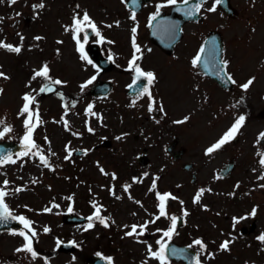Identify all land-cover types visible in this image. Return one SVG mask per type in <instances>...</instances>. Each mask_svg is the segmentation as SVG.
Wrapping results in <instances>:
<instances>
[{
	"label": "rangeland",
	"instance_id": "obj_1",
	"mask_svg": "<svg viewBox=\"0 0 264 264\" xmlns=\"http://www.w3.org/2000/svg\"><path fill=\"white\" fill-rule=\"evenodd\" d=\"M38 2L39 0H14V3L9 5L7 0H4L0 3V39L21 45L19 53L0 47V71L9 77L8 79L0 77V88L3 89L0 93V119L12 126V130L0 137V141L11 140L18 143L22 141L26 131L23 121L27 118V113L19 115L18 113L24 104L23 94L29 93L34 97L29 107L34 113L38 109L40 117V122L33 129L32 139L40 146V150L53 168L49 169L45 166L35 154L36 148L29 149L27 145L26 155H16L13 157L15 163L7 162L0 167V188H5L7 192L5 199L15 213L20 212L33 221L32 227L37 231V236L33 237V246L40 253V256L33 260L29 253L15 251L24 243L23 237L19 235L20 231H4L0 233V264H45L44 257L48 258V264H88V259L98 252L113 257L117 264H141L142 261L146 264H158L157 260L147 256V244H151L153 250L159 247L156 241L163 237V232L156 230L170 227L171 215L179 217L183 209H187L188 214L191 213L183 227L176 226L172 239L197 249L199 246L193 244V241L199 237V227H203L206 223L210 227L209 220L216 222L224 220L225 223L229 220L230 215L217 218L215 212L229 211L239 215L245 213L252 204L264 203L261 194L264 192L258 190L260 182L248 180L250 177H256L253 173L250 176L251 170L254 172L256 162L252 158L253 153L247 149L237 148L242 145L241 139L238 143L228 145L216 159L204 158L202 175L199 179V142L203 145L211 143L219 132L226 131L227 123L213 126L212 114H205L202 107L196 114H193L190 108L189 113H192V118L189 119L187 126H175L172 120L187 112L186 98L191 96L186 94L185 97H181V94L186 92L187 85L184 92L176 89L180 94H175L176 84L173 81L172 70L163 72L167 91L164 96L172 112L175 113L173 116L170 114L172 131L170 136V133L164 135L163 129L168 123L161 128L160 125L155 126L147 121L149 114L143 105V100L139 101V107L135 110L129 103L131 100L125 93V86L130 83V74H126L116 66L100 71L93 61L89 64L80 58L72 29L65 31L64 26L73 24L72 19L75 14L81 15L87 11L96 26L102 30L101 35L105 37V40L100 41L99 37L95 36L90 43H107L114 52L118 53L122 67L126 64L131 54L129 44L131 45L132 27L129 29L131 21L128 12L123 8V1L44 0L43 9H34L32 5ZM254 3L257 5L250 7L249 11L240 9L241 14H247L255 19L264 18L262 9L264 0L261 4L259 1ZM118 19H123L119 27L114 23ZM213 21L215 24H212L211 28H217L216 24L220 29H223L222 26L225 28L223 34L227 43L226 55L230 58L231 64L237 60L236 74L239 77L258 76L256 59L250 57L244 50L257 51L258 55H262L260 52L262 49L248 45L246 41L250 39L249 35L243 36V33L238 35L237 30L229 29L225 21L216 16L213 17ZM85 30L86 28L77 36L84 43L88 56L86 50L88 42L83 40ZM204 30L202 24L193 23L187 27V35L183 37L177 52L179 59L176 60V63L183 60L181 65L184 69L185 63L188 64L190 56L201 44L199 38L204 37ZM37 36L42 39H35ZM147 38V30L143 25L141 31L136 32V42L141 47L149 48ZM241 45H245V49ZM150 53L145 64L151 68L152 62L157 59L154 53ZM241 53L248 56H243ZM45 62L53 79L59 78L68 83L53 85L52 91L41 92L40 88L49 82L39 76L33 78V74ZM189 73L191 72L188 66L180 79L183 82L190 81L187 78L185 80ZM96 74L99 76L97 77ZM93 75L96 79L81 88L83 82ZM260 75L264 77V72ZM99 80L113 81L114 89L109 96L90 94V89ZM259 89H264V84L256 85L253 91ZM59 93H63V98ZM217 94L223 98L221 90H218ZM251 96L253 99L259 98V95L254 93H251ZM196 102L199 103L197 99L194 100V103ZM89 104L93 105L91 111L97 115L89 113L87 110ZM199 113L202 119L199 118ZM234 113L235 110L231 112L229 120ZM251 115V119L262 117L259 111L254 110L251 111ZM194 118L199 119L195 121ZM65 121L68 124L67 128L64 126ZM193 121L196 123L193 124ZM139 126H146L149 132H142L144 136L138 138L135 134L138 135ZM3 127L4 125H0V131ZM89 127L94 131L89 132ZM165 129L169 128L165 127ZM214 131L218 134L213 140L207 141ZM253 133L256 131L247 134L250 137ZM159 135L161 137H158ZM175 135L181 137L179 147L187 149L186 156L181 161H175L167 152V146ZM45 137L48 138L47 141ZM105 139L112 143L95 148ZM149 145L151 147L154 145L153 162L148 168L153 175L148 176L151 179L142 185L139 179H132L144 174L138 173L135 156L141 147ZM76 150L87 151L82 156H75ZM66 155H69L68 159L64 158ZM234 158L238 161L235 173L227 179H218L213 170ZM186 162L195 163V171L198 173L195 184L192 183V172H186L182 167ZM99 167H104L108 174L101 173ZM113 172L116 174L115 179L111 175ZM160 175H162L161 179ZM153 176L155 179H152ZM5 178L10 182L7 186L2 183ZM33 180L36 182L33 183ZM153 180L156 183L155 189L151 188ZM125 184L129 185L127 191L123 187ZM17 188L20 190L16 191ZM201 188L205 189L201 195L204 199L202 205H211L209 211L212 212L209 214H202L199 204L193 203V197ZM113 192L115 195L112 194ZM156 192L161 194L170 192L178 197V199L169 197L165 201V205L170 206V209L165 207L168 216L159 215ZM68 197H71V200ZM93 200L97 205L103 206L100 208V214L109 218L108 227L95 217L92 228L87 227L88 220L80 225L66 223L64 216L67 212L86 217L92 215L96 211L90 203ZM181 200L184 202L183 205L180 203ZM136 201L141 203L137 204ZM69 205L72 211H68ZM45 207L51 208V211H41ZM145 221L152 222L146 225L143 232L138 227L133 236L124 235L130 230L131 225L144 224ZM44 226H48L50 231L43 232ZM57 239L60 243L75 241L79 243V249L73 252H59ZM142 241H146L147 244ZM229 256L230 254L223 253L213 263L234 264L235 258ZM169 264L176 263L169 261Z\"/></svg>",
	"mask_w": 264,
	"mask_h": 264
},
{
	"label": "snow or ice",
	"instance_id": "obj_2",
	"mask_svg": "<svg viewBox=\"0 0 264 264\" xmlns=\"http://www.w3.org/2000/svg\"><path fill=\"white\" fill-rule=\"evenodd\" d=\"M3 2H4V0H0V3H3ZM7 2L9 5H11L12 3H14V0H7ZM204 2H205V0H197L196 3L190 4V0H180V3L183 5V8L182 9L177 8V10L178 11L183 10L184 14L186 16L191 17V16L200 12L201 7L203 6ZM220 3H222V0H213L211 7L208 8V11L209 12L215 11L217 5H219ZM166 5L175 6V5H177V0H161V2H158L155 6L156 10L154 12H152L148 17L149 26H152L153 22L160 16L161 8L166 6ZM32 7L34 9H43L44 8V0H39V2L34 3L32 5ZM78 7H79V5H77V8ZM16 14L19 15V13H16ZM131 19L133 21L136 20L135 12L132 13ZM114 23L117 24V26H119V21H114ZM70 28L72 29L73 39H75V41H76V47H77V51H79V53H80V58L83 60H86L89 64H92V61L89 59V57L87 56V54L85 52L84 43L77 36V33L81 32L85 28H90L95 33V35L97 37H99L100 41L105 40V37L101 35L99 28L96 26V23L92 20V18L89 16L87 11H84L82 16L80 14H75L73 16V24L70 26H68V25L64 26L65 31H69ZM166 30L168 31L169 35H174V31L171 28H168ZM136 32H137V26L134 25L131 28V33H132L131 46L133 49V53H132L131 58L128 61V68L134 71L135 76L133 78L132 84H129L127 86L129 88H131L133 85H135L137 83V80L141 77H144L147 79V85H151L156 78L155 73L153 71L144 70L140 66V64L138 63V60H140L142 58V52H141V46L136 42ZM35 39L39 40V39H42V37L37 36V37H35ZM87 39H88V35L85 32L83 40L86 42ZM21 40H23V36H21ZM0 47L4 48L10 52H14V53H19L21 51V45L20 44L14 45L12 43L5 42V40H3V39H0ZM58 51L59 50H57V52ZM205 52H206L205 45L201 44L196 56H194L192 58L191 63L193 64V66H196L200 62L201 54H203ZM208 55H209V57H211V63L214 66V68L216 69V71L221 75H227V79L235 84L236 83L235 79L232 77V75L230 73H227V71H226L227 65L230 63V61L228 59L221 58L218 62H216V49H215V47L208 50ZM108 58H109V60H111L112 55L110 54ZM209 63H210L209 59L204 60L205 67H208ZM94 67H95V65H94ZM49 71H50L49 66L45 62L41 66V68L36 70L33 74V78H35L37 76L43 77L45 80H47L49 82L47 85H44L40 88L41 92L52 91L53 85L68 83V81L61 80L59 78L53 79L49 75ZM0 77H3L4 79L9 78L7 76V74L2 72V71H0ZM95 79H96L95 75L91 76L88 80L83 82V84L81 85V88H83L84 85L91 83ZM254 79H255V77H249L247 79V81L240 84L239 87L243 90H247L249 88V86L252 85ZM147 85L142 87L140 89V92L146 93L148 95L149 99L152 100L151 92H150L149 87ZM2 92H3V89L0 88V93H2ZM59 95L63 98V93H59ZM23 100H24V104L21 108L20 113H18V115L21 113H27V118H25L23 121L24 126L26 128V131L24 133V136H23V139L21 142L23 144L27 145L29 149L36 148L37 151L35 154L39 156L40 161L45 166H47L49 169H52L53 165L51 163H49L47 157L40 150V146L37 145L35 143V141L32 139L33 129L36 127L37 123L40 122L38 109L34 113L29 107L30 104L34 101V97L32 95H30L29 93H24L23 94ZM241 100H243V97H241ZM65 107H67V106L65 105ZM92 108H93L92 104H89L87 106V110L89 111V113L91 115H97L95 112L91 111ZM151 110H152V104L150 103L149 104V111H151ZM159 111L164 112V108H163L162 103L159 105ZM188 119H189V116L185 115L182 118V120L175 121V123H182L184 121H187ZM245 120H246V117L244 114L238 115L237 118L232 122V124L227 128V130L220 136V138L217 139L214 143H212L205 150L206 153L210 154L214 150L220 149L225 143L232 141L238 135L239 130L241 129V127L245 123ZM0 125H4L3 130L0 131V137H2L5 133L10 132L12 130V126L5 124V121L3 119H0ZM64 126L67 128V126H68L67 121L64 122ZM88 131L93 132L94 129L92 127H89ZM77 135H79V134H77ZM259 138H264V131H261L258 133V139ZM47 139L48 138L45 137L46 141H47ZM49 151H50V149H49ZM85 151H87V150H85ZM26 154H27L26 152L22 153V155H26ZM70 154L71 153H69V155ZM53 155H55V153H53ZM69 155H66L64 158L68 159ZM5 162L15 163V160L13 159L11 154H8L7 156H0V165L4 164ZM259 163L262 167H264V152L259 153ZM100 171L102 173H104L105 175L108 174L105 172V170L102 167L100 168ZM111 175H112L113 179L116 178V174L114 172L111 173ZM144 175L146 176L147 173H144ZM259 178H264V172L261 173V176ZM132 179L136 180L137 178L133 177ZM32 182L35 183L36 181L33 180ZM2 183H3V185L7 186L10 182L5 178L2 181ZM123 187H124L125 191H127L129 185L125 184ZM260 187H264V184L260 185ZM151 188L152 189L156 188L155 180H153ZM19 190H20L19 188L16 189V191H19ZM110 191H111V189H110ZM204 191H205V189H203V188L199 189V191L193 197V203H197L200 201L201 195ZM208 191H211V189H208ZM112 194L115 195L114 192ZM6 195H7V192H6L5 188H0V219L16 220V221H19L24 226V228L27 231H20L19 232V235L23 237L24 243L20 247L15 249V251L27 252L30 254L31 258L34 260L40 256V253L33 246V237L37 236L36 229L32 227L33 221H31L30 219L25 217L23 214L14 215L12 210L10 209L9 205L5 201ZM230 195H231V193H230ZM156 196H157L158 201H159V203L157 204V207L159 209V215L160 216H168L169 214L166 212L165 201L169 197H171L172 199H178V197L173 196L170 192H164L163 194H161L160 192H156ZM117 198H119V197H117ZM68 199L71 200V197H68ZM90 203H92L93 207L96 208V211L93 212L92 215L87 217V220H88L87 227L88 228L94 227V224H93V218L94 217L96 220H98L105 227H108L109 226L108 225V219L109 218L100 214V208H102L103 206L97 205L96 201H94V200L90 201ZM136 203L140 204L141 202L136 201ZM180 203H181V205H183L184 202L181 200ZM54 206L59 207V205H54ZM201 206L204 207L205 209H207V207H208L207 205H201ZM25 207H27V206H25ZM41 211L50 212L51 208L45 207ZM68 211H72L71 205H69ZM255 214H256V206H253L251 213H246L245 216H247V215L254 216ZM182 215L185 217L188 215L187 209L182 210ZM243 218L244 217H233V220L236 221V220L243 219ZM178 219L179 218L173 214L170 216V220H171V226L170 227H168L167 229H157L156 230V231H162L163 232V237H161L160 239H158L156 241L157 245L159 246L157 249L153 250V247L151 244H147L146 241H142V242L147 244V250H146L147 256L157 260L158 264H169V244H168V241H170L172 239L174 230L177 226ZM150 222H152V221H145L144 224H140V225L133 224L130 226V230L125 232L124 235L125 236H133V234L137 232L138 227L141 230V232H143L145 230L146 225ZM113 223H114V221H113ZM124 227H127V226H124ZM42 231L47 233L50 231V228L48 226H44ZM29 233H31V235H29ZM164 237H166L167 239H164ZM257 239L264 242V233H261L260 235H258ZM68 243L74 244L75 241H68ZM230 243H231V241H229L228 239H225L224 241H222L220 243L219 249L229 250V244ZM59 244H60V241H59V239H57V246H59ZM193 244L199 246V249L197 251V255L194 258V264H202L201 260L199 259V252L201 250H206L207 245L203 241V239L199 238V237L193 241ZM189 247H191V245H189ZM170 253L173 256H187V253L185 252L184 249H177L175 247H172L170 249ZM97 255L101 256L102 254L98 252ZM207 255L209 257H211V256H213V253L207 252ZM103 259L105 261H107V264H114L113 257H111V256H104ZM44 262H45V264H48V258L47 257H44ZM141 264H146V262L142 261ZM246 264H247V262H246Z\"/></svg>",
	"mask_w": 264,
	"mask_h": 264
},
{
	"label": "flooded vegetation",
	"instance_id": "obj_3",
	"mask_svg": "<svg viewBox=\"0 0 264 264\" xmlns=\"http://www.w3.org/2000/svg\"><path fill=\"white\" fill-rule=\"evenodd\" d=\"M181 62L182 60H179V62L177 63L176 61L167 62L156 60L153 62V66L157 68V72L163 73V67H178L177 65ZM258 70V76L239 77L236 74L238 68L235 64V66H233L234 77H232L235 79L236 83H232L229 86V89H227L225 86L220 85L217 81L209 77L199 78V109L203 107L205 114H212L213 119L211 123L213 126L222 122H226L228 128L238 115L244 114L246 117L245 123L239 130L240 133L232 141L225 143L220 149L214 150L212 153L208 154L205 150L211 144L205 146L201 142H199V179L202 175V160L204 158L216 159L221 154V151L223 149H225L232 143H238L239 139H241L240 144L242 145H239L237 148H243L244 150L247 149L250 153H253L252 158L256 162L254 172L252 170L250 172V176L253 173L254 175H256V177H250L248 178V180L259 181L260 185H262V181H264V178L259 177L261 176V173L264 172V167H262L259 163V153L264 152V138L258 139V133L264 131V89H259L256 91H253V89L256 87V85L258 86L260 84H264V77H261L260 75L262 72H264V66L263 68H260ZM249 77H255L252 85H250L247 90L241 89L239 85L246 82ZM218 90L222 91L223 98L218 96ZM251 93L259 95V98L253 99ZM212 94L216 95V98H211L210 95ZM241 97H243V100H241ZM234 110L236 111V113L233 114V119L229 120L228 118L231 112ZM252 110L259 111L262 117L260 119H251ZM199 118H203L200 113ZM243 131H246V133H243ZM251 131H256V133H253L249 137V134L247 133ZM166 132L167 131L164 132V135L166 134ZM141 134L142 133L138 134V138L141 136ZM219 138L220 136L217 139ZM150 151L151 149H148V152ZM139 160L140 159H137L138 162ZM237 162L238 161L235 158L225 161L224 165L217 166L218 169L215 168L217 170L216 173L221 175L223 168H225L227 164L231 163V173L222 179L229 178L232 173H235ZM248 190L249 188L246 189V191ZM258 190L264 192V187H259ZM250 194L251 191L249 192V195ZM261 194L264 198V193ZM202 203L203 199L200 198L199 206L201 207L200 211L202 214H209L210 212H212L209 211L211 205L205 204L208 206L207 209H205L201 206ZM253 206H256V214L254 216H245L246 213H251ZM215 215L217 218H224L229 215L230 216L229 220L226 223L224 220H221L219 222L209 220L210 227L207 226V223L203 227H199V238H202L207 245L206 250H201L199 252V259L201 260L202 264H214L213 262L217 260V258H219L223 253L230 254V258H235L236 262L234 264H246V262L247 264H264V261H260L261 259H264V242L257 239L258 235L264 233V203L252 204L251 207L247 211H245V213H241L239 215L230 213L229 211H218L215 212ZM233 217L244 218L234 221ZM225 239L231 241V243L229 244V250L219 249L220 243ZM207 252H212L213 256L209 257L207 255Z\"/></svg>",
	"mask_w": 264,
	"mask_h": 264
},
{
	"label": "water",
	"instance_id": "obj_4",
	"mask_svg": "<svg viewBox=\"0 0 264 264\" xmlns=\"http://www.w3.org/2000/svg\"><path fill=\"white\" fill-rule=\"evenodd\" d=\"M97 91H94V93ZM22 150V148L12 142H5V143H0V156H7L8 154H13L15 152H20ZM190 168V167H189ZM68 220L69 222H81L83 221L82 218H76L73 216H68ZM0 226H2L3 228H15L19 226V222L16 220H12V219H7V220H3L0 219ZM173 245V244H172ZM63 248H67L64 249L65 251H69L72 252L76 249V246L74 245H62ZM61 246V248H62ZM63 250V249H62ZM101 257L97 258V257H93L89 260V264H101ZM107 263V261H105ZM188 262L190 264H192V259H189ZM102 264H105L104 262Z\"/></svg>",
	"mask_w": 264,
	"mask_h": 264
}]
</instances>
